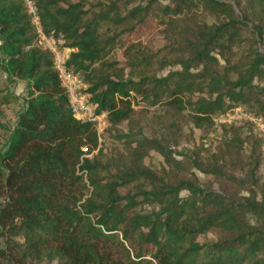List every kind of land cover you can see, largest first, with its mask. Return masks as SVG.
<instances>
[{"label":"trees","instance_id":"16d2710c","mask_svg":"<svg viewBox=\"0 0 264 264\" xmlns=\"http://www.w3.org/2000/svg\"><path fill=\"white\" fill-rule=\"evenodd\" d=\"M31 1L42 32L61 35L67 47L76 49L67 65L87 84L95 112L106 113V131L154 107L178 118L186 112L196 129L212 128L213 117L226 113L230 103L255 102L259 109L249 112L264 119V104L253 84L264 74V52L256 47L264 38V0H231L244 7L241 18L230 3L220 0H145L144 7L139 6L141 0H122L136 4L125 16L116 2H100L96 10L81 1ZM198 6L225 18L213 25L200 23L192 31L184 17ZM0 11L3 40L20 69L34 77L37 93L19 115L2 159L0 192L5 202L0 226L7 232L0 248L3 264H264V206L255 202L254 192L249 189L247 197L235 202L186 177H160L144 166V159L150 150L166 161L171 155L151 139L142 138L135 146L127 143L125 159L110 154L102 160L107 154L101 148L92 154L105 136L98 143L92 124L73 117L52 54L37 46L25 2L0 0ZM148 15L151 25H145ZM104 20L109 29H103ZM123 23L128 27L122 28ZM249 23L254 45L245 36ZM136 24L144 32L166 26L177 40L130 56L136 47L146 51L141 44L126 46L122 39L124 33L127 40L135 37ZM116 51L130 59L128 75L117 60H110ZM168 55L179 70L164 76L148 73ZM88 154L90 158L84 156ZM253 157L251 152L248 162ZM217 161L194 156L192 165L220 175ZM257 168L255 159L250 177ZM142 181L150 188H143ZM133 183L138 184L134 190L121 194ZM142 204L153 209L140 212ZM248 213L263 224L251 225ZM208 233L218 237L200 243L198 238ZM110 245L119 250V258Z\"/></svg>","mask_w":264,"mask_h":264},{"label":"rangeland","instance_id":"374dc122","mask_svg":"<svg viewBox=\"0 0 264 264\" xmlns=\"http://www.w3.org/2000/svg\"><path fill=\"white\" fill-rule=\"evenodd\" d=\"M73 2H84L87 7L89 4L100 10V2L110 4L116 2L118 12L125 16L131 8L135 7L133 4H126L122 0H71ZM226 1L232 5L235 14L240 18L243 16L244 7L239 9L236 4L231 0ZM146 1L141 0L139 6H145ZM164 5L166 2H159ZM159 6V5H158ZM99 12V11H97ZM98 14V13H97ZM0 11V17H1ZM100 15V14H99ZM151 15L146 17V24L151 25ZM185 18V26L190 27L192 31L199 28L200 23H207L213 25L222 21L224 14L215 13L214 15L208 14L203 10L202 6H198L190 12ZM35 27L33 21L31 20ZM110 28L108 21L102 23ZM138 24V23H137ZM135 25L133 36L127 40V34L122 35L125 39L126 46L132 44H141L145 50H138L136 47L130 51V56H142L144 52H154L158 48L172 43L170 40H177L174 30L166 29V26L159 28H152L148 32L140 31L139 26ZM128 25L123 23L122 28H127ZM36 28V27H35ZM181 31V29H179ZM253 27L249 23L248 29L245 32L247 40H252ZM189 31H185L188 34ZM254 45V43L252 44ZM37 46L43 48L38 44ZM256 47L259 51L264 52V38L256 41ZM9 46L3 40V34L0 32V172H4V165L2 159L6 149L10 145L13 137L14 130L17 125L19 115L25 110L28 102L37 96L33 91L32 83L34 77L29 76L23 69H20L19 64L14 60ZM117 60L119 66L124 69L126 75L132 72L131 61L128 57L122 55L121 51L113 52L110 60ZM224 63L220 61V65ZM180 66L176 64V59L172 55H168L165 60L157 62L152 66L148 73H156L157 76H164L174 70H179ZM139 71V67L135 69ZM133 73L134 69H133ZM24 75V76H23ZM230 79L235 80V75H230ZM253 84L256 86L255 96L258 97L260 104H264L263 87H264V74L262 80L255 79ZM262 89V90H261ZM258 95V96H257ZM229 104V103H227ZM230 108L241 107L248 112L251 109L258 110L259 106L255 102L247 103H230ZM261 114L263 113L260 111ZM259 112V113H260ZM106 120V119H105ZM236 126L221 125L217 128H203L196 129L189 121L187 113L184 112L180 117H175L170 110L154 107L151 111L135 116L129 121L117 124L113 128H108L107 122L103 130L105 143L98 144L92 154H96L101 148L103 154H107L108 160L110 154H116L125 159V150L127 151V143L131 142V146L146 138L153 140L161 145H164L166 151L171 155L169 161H166L161 153L150 150L144 159V166L157 173L162 178L174 179L179 177H186L202 189L210 192H216L226 197L231 198L235 202H240L244 197L248 196V190L255 193V202L264 206V140L260 132L247 122L236 123ZM227 126V127H224ZM102 134V135H103ZM127 136V137H126ZM261 137V139L259 138ZM228 142H231L228 147ZM254 152L253 159L249 155ZM91 154V155H92ZM198 156L202 161L210 162L218 160L214 163L219 166L220 175L202 172L193 167V157ZM255 159H258V168L255 171L254 177H250L251 170L255 164ZM256 181V183H254ZM143 188H150L146 181ZM138 184H131L128 188L121 189V194L127 190H134ZM187 192H182L181 195H186ZM4 195L0 192V208L4 205ZM140 212H148L153 209L152 206L142 204L137 207ZM247 219L250 224L260 227L263 222L255 215L248 213ZM7 235L6 228L0 226V248H4V238ZM218 235L216 233H208L201 235L198 238L200 243H208L214 241ZM111 246V245H110ZM113 252L119 255V250L111 246ZM121 255L118 256V258ZM3 259H0V264H3Z\"/></svg>","mask_w":264,"mask_h":264},{"label":"built area","instance_id":"2783aa9c","mask_svg":"<svg viewBox=\"0 0 264 264\" xmlns=\"http://www.w3.org/2000/svg\"><path fill=\"white\" fill-rule=\"evenodd\" d=\"M31 14L38 36V44L43 49L49 51L53 58V68L57 73L61 88L65 91L68 98V105L73 117L81 123L90 122L96 131L98 143L102 141V134L106 123V113H96L95 107L91 103V94L87 91V84L67 65L70 54L75 52V48L65 45L61 35H46L42 32L36 11L31 0H23ZM240 122H247L256 128L264 140V119L259 115H254L241 107L229 109L223 115L213 117V127L221 125H231ZM85 150V148H82ZM264 149V147H263ZM87 158L91 154L84 155Z\"/></svg>","mask_w":264,"mask_h":264}]
</instances>
